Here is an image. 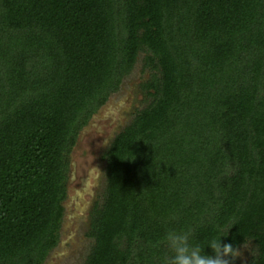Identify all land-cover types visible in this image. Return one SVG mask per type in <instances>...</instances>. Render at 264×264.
<instances>
[{
    "label": "trees",
    "instance_id": "16d2710c",
    "mask_svg": "<svg viewBox=\"0 0 264 264\" xmlns=\"http://www.w3.org/2000/svg\"><path fill=\"white\" fill-rule=\"evenodd\" d=\"M140 54L83 264H163L170 229L264 264V0H0V264L57 246L68 154Z\"/></svg>",
    "mask_w": 264,
    "mask_h": 264
},
{
    "label": "rangeland",
    "instance_id": "374dc122",
    "mask_svg": "<svg viewBox=\"0 0 264 264\" xmlns=\"http://www.w3.org/2000/svg\"><path fill=\"white\" fill-rule=\"evenodd\" d=\"M143 59L144 54H140L119 88L110 94L77 135L68 154L69 171L59 242L44 264H83L90 252L93 244V239L87 235L90 212L94 203L101 208L105 198L104 153L114 137L152 100L140 87L152 72L149 66H144ZM239 248L242 255L237 258V264H246L256 254L252 243Z\"/></svg>",
    "mask_w": 264,
    "mask_h": 264
},
{
    "label": "clouds",
    "instance_id": "9594fccd",
    "mask_svg": "<svg viewBox=\"0 0 264 264\" xmlns=\"http://www.w3.org/2000/svg\"><path fill=\"white\" fill-rule=\"evenodd\" d=\"M192 236L191 229L168 230L162 242L171 255L164 259L163 264H235L242 255L234 244L221 243V236L208 240L204 245L194 243ZM205 248L210 249L211 254L206 253Z\"/></svg>",
    "mask_w": 264,
    "mask_h": 264
}]
</instances>
